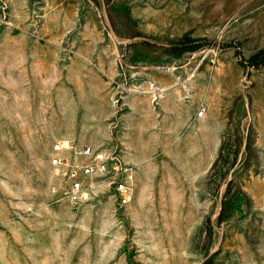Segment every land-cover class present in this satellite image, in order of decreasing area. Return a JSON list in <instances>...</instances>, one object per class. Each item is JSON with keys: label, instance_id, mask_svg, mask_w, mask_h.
<instances>
[{"label": "rangeland", "instance_id": "obj_1", "mask_svg": "<svg viewBox=\"0 0 264 264\" xmlns=\"http://www.w3.org/2000/svg\"><path fill=\"white\" fill-rule=\"evenodd\" d=\"M0 264H264V0H0Z\"/></svg>", "mask_w": 264, "mask_h": 264}, {"label": "built area", "instance_id": "obj_2", "mask_svg": "<svg viewBox=\"0 0 264 264\" xmlns=\"http://www.w3.org/2000/svg\"><path fill=\"white\" fill-rule=\"evenodd\" d=\"M64 149H71L75 154L87 159L86 163L77 164L57 154L51 161V164L61 168L67 177L69 188L66 194L73 205L82 204L91 198L94 194L91 181L100 177L107 178L119 208L127 207L131 203L134 193V168L123 160L120 153L91 147L77 151L68 143H57L54 147L56 152Z\"/></svg>", "mask_w": 264, "mask_h": 264}, {"label": "crops", "instance_id": "obj_3", "mask_svg": "<svg viewBox=\"0 0 264 264\" xmlns=\"http://www.w3.org/2000/svg\"><path fill=\"white\" fill-rule=\"evenodd\" d=\"M176 91H177V90H176ZM176 91H171V92L167 93L165 99L167 98L168 101H164V102H163L165 106H166V105H167V106H170V104H168V103H169V99H170L171 97H173V96L176 95ZM177 92H178V91H177ZM167 96H168V97H167ZM128 164H129V165H132V164H130L129 162H128Z\"/></svg>", "mask_w": 264, "mask_h": 264}, {"label": "trees", "instance_id": "obj_4", "mask_svg": "<svg viewBox=\"0 0 264 264\" xmlns=\"http://www.w3.org/2000/svg\"><path fill=\"white\" fill-rule=\"evenodd\" d=\"M183 46H185V45H183ZM261 54L260 55L253 56L251 58V62L250 63L253 64V65L259 64V62H260L259 60L261 58ZM262 56H263V54H262Z\"/></svg>", "mask_w": 264, "mask_h": 264}]
</instances>
